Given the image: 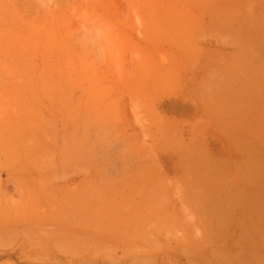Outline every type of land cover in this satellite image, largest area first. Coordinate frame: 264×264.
Listing matches in <instances>:
<instances>
[{
    "label": "rangeland",
    "instance_id": "rangeland-1",
    "mask_svg": "<svg viewBox=\"0 0 264 264\" xmlns=\"http://www.w3.org/2000/svg\"><path fill=\"white\" fill-rule=\"evenodd\" d=\"M10 2L0 264H264L238 154L239 103L264 108V0Z\"/></svg>",
    "mask_w": 264,
    "mask_h": 264
},
{
    "label": "crops",
    "instance_id": "crops-1",
    "mask_svg": "<svg viewBox=\"0 0 264 264\" xmlns=\"http://www.w3.org/2000/svg\"><path fill=\"white\" fill-rule=\"evenodd\" d=\"M181 111L182 112L180 114L182 115L183 114L182 106H181ZM191 116H192L191 118H193V113ZM238 119L240 120V122H245V123L247 121L252 122L250 124V128H248L247 130L248 131L254 130V137H253L254 148L248 151L241 150L238 152L239 156L241 157L243 156L245 158L247 154L253 156L255 160L254 185H253V194H252L253 208H252V213L246 212L247 215L246 214L244 215L243 221L245 223V226L249 227V230H251L250 222H252L253 232L250 233L249 235L259 239L256 241L258 246L255 247L258 248L259 252H264V181L261 180V174L264 173V150L257 147L258 145L257 142L259 141L257 133L258 131L262 130V126L264 125V108H263V104H261V101L258 99V97H256L254 100H250L249 102L241 101L239 103ZM247 130L243 128V131L247 132ZM188 153L190 157H193V152H188ZM82 169L85 168L83 166L77 165L76 171L82 173V175H80L78 178L79 182L82 181V178L86 177L87 173H90V177L96 180V175L94 171L82 170ZM259 174H260V178H259ZM186 184H187V188L190 190L191 197H193V177H191L190 181L186 182ZM83 193L84 191L80 189L78 194L82 195Z\"/></svg>",
    "mask_w": 264,
    "mask_h": 264
},
{
    "label": "bare ground",
    "instance_id": "bare-ground-1",
    "mask_svg": "<svg viewBox=\"0 0 264 264\" xmlns=\"http://www.w3.org/2000/svg\"><path fill=\"white\" fill-rule=\"evenodd\" d=\"M2 1V0H1ZM4 1V0H3ZM9 1V3H11L10 1H13V0H8ZM17 1V0H16ZM31 1V0H30ZM43 3H45L44 1H46V0H41ZM49 1V0H48ZM22 2V1H21ZM26 2V1H25ZM32 2H33V0H32ZM5 3V2H4ZM24 3V2H23ZM5 4H7V3H5ZM5 4H4V6L3 7H5ZM46 4V3H45ZM8 5V4H7ZM11 5H15V8H16V6H18V4H11ZM27 5V4H26ZM20 6V5H19ZM30 6V5H29ZM33 6V5H32ZM6 7H8V6H6ZM6 10H7V8H5ZM8 9L9 10H11L9 7H8ZM21 9H22V7H21ZM9 10H7L8 12H11V11H9ZM8 14V13H7ZM11 14H12V12H11ZM0 15H1V13H0ZM25 16V15H24ZM1 17V16H0ZM4 17V24H5V19H6V21H7V17H9V14H8V16L6 17V16H3ZM34 18V17H33ZM9 21H12L11 19H9ZM15 21V20H14ZM13 21V22H14ZM21 22V21H20ZM39 22V21H38ZM1 23H3V21H1V19H0V24ZM8 23V22H7ZM8 25H9V23H8ZM4 26V25H3ZM260 57V56H259ZM260 60H262V59H260ZM264 68V67H263ZM237 86V85H236ZM239 87V86H238ZM156 89V88H155ZM110 113V112H109ZM114 127V126H113ZM112 129V128H111ZM114 129V128H113ZM80 153V152H79ZM123 153V152H122ZM201 153V152H200ZM203 153V152H202ZM206 153V152H205ZM208 155V154H207ZM66 156V155H65ZM64 161V160H63ZM38 163V162H37ZM86 163V162H85ZM127 165V164H126ZM17 167V166H16ZM37 170V169H36ZM13 177V176H12ZM22 177H24V176H21V178ZM25 178V177H24ZM29 181V180H28ZM20 182V181H19ZM24 183V182H23ZM19 185H21V184H19ZM24 185V184H23ZM30 185V184H29ZM186 185V184H185ZM176 193V192H175ZM122 197V196H121ZM9 199V198H8ZM13 201V200H12ZM111 201V200H110ZM10 202V201H9ZM118 207V206H117ZM234 211V210H233ZM120 213V212H119ZM229 216V215H228ZM183 217V216H182ZM84 218V217H83ZM187 219V218H186ZM185 221V220H184ZM165 222V221H164ZM182 222V221H181ZM153 223V222H152ZM173 223V222H172ZM168 224V223H167ZM193 224H194V222H193ZM162 227H163V225H162ZM165 227V226H164ZM198 227V226H197ZM166 228V227H165ZM161 229V228H160ZM167 229V228H166ZM171 230V229H170ZM172 230H173V228H172ZM185 231H187V230H185ZM170 231H168V233H169ZM165 233H167V232H165ZM172 233V232H171ZM171 233H170V235H171ZM181 233V232H180ZM177 234V233H176ZM142 235V234H141ZM159 234H157V236H158ZM201 235V234H200ZM209 235V234H208ZM151 236V235H150ZM168 236V235H167ZM162 237V236H161ZM202 237V236H201ZM163 238V237H162ZM165 238V237H164ZM254 238V237H253ZM252 238V239H253ZM156 239V238H155ZM158 240V239H157ZM162 240H164V239H162ZM159 243V242H158ZM155 244V243H154ZM161 245V244H160ZM189 245V244H188ZM252 247V246H251ZM248 248H250V245H249V247ZM247 248V249H248ZM252 249V248H251ZM254 251V250H253Z\"/></svg>",
    "mask_w": 264,
    "mask_h": 264
}]
</instances>
